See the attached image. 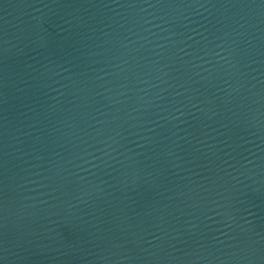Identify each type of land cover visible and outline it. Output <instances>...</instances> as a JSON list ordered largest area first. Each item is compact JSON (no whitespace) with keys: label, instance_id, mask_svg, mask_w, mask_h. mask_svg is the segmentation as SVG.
<instances>
[{"label":"water","instance_id":"1","mask_svg":"<svg viewBox=\"0 0 264 264\" xmlns=\"http://www.w3.org/2000/svg\"><path fill=\"white\" fill-rule=\"evenodd\" d=\"M0 264H264V0H0Z\"/></svg>","mask_w":264,"mask_h":264}]
</instances>
